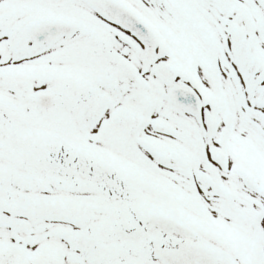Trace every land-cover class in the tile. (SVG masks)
<instances>
[{"label":"snow or ice","instance_id":"snow-or-ice-1","mask_svg":"<svg viewBox=\"0 0 264 264\" xmlns=\"http://www.w3.org/2000/svg\"><path fill=\"white\" fill-rule=\"evenodd\" d=\"M0 264H264V0H0Z\"/></svg>","mask_w":264,"mask_h":264}]
</instances>
